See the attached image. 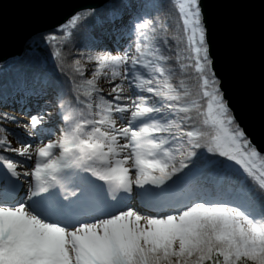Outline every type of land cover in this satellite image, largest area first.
I'll return each mask as SVG.
<instances>
[{"label":"snow or ice","instance_id":"1","mask_svg":"<svg viewBox=\"0 0 264 264\" xmlns=\"http://www.w3.org/2000/svg\"><path fill=\"white\" fill-rule=\"evenodd\" d=\"M176 4L195 95L172 83L168 41L147 35L144 20L134 25V54L99 55L91 78L75 85L87 114L62 115L60 139L13 147L0 138V264H264V154L220 87L201 0ZM105 68L108 93L99 86ZM46 115L23 127L45 125ZM25 161L33 166L21 171ZM21 177L32 178L24 197ZM186 183L195 187L173 202ZM136 197L169 211L142 215L128 203Z\"/></svg>","mask_w":264,"mask_h":264},{"label":"trees","instance_id":"2","mask_svg":"<svg viewBox=\"0 0 264 264\" xmlns=\"http://www.w3.org/2000/svg\"><path fill=\"white\" fill-rule=\"evenodd\" d=\"M78 13V20L70 19L63 24L66 27L61 25L34 36L27 42L21 56L0 63V105L12 106L30 97L36 105L43 98L52 97L57 105L62 99L63 106L57 107L58 119L62 123L59 134L62 136V131L68 126L62 121V115L69 112L76 116L87 114L75 99L78 96L84 99L75 91V85L91 78L90 74L98 66L96 57L99 55L118 54L126 50L134 54L135 46L140 42L134 25L144 20L150 21L145 29L147 35L154 36L158 43L168 41L165 54L173 57L168 65L172 83L180 87V82L185 81L184 86L195 95L197 82L194 72L181 67L190 61L183 59L187 53L184 51V33L176 0H111L101 8ZM153 27L155 32L152 31ZM52 36H55L54 40L50 39ZM178 56L180 59H177ZM78 67L85 69L83 77L77 71ZM110 71L104 69L99 77V86L101 79L106 76L104 73L109 72L110 75ZM2 113L5 112L0 109ZM192 115L199 126L201 118L196 113ZM5 129L4 122L0 121V138L9 134ZM45 131L53 134L56 130L52 126L45 128ZM2 154L17 161L23 160L8 152ZM194 187L191 183L180 185L175 194L183 200Z\"/></svg>","mask_w":264,"mask_h":264},{"label":"water","instance_id":"3","mask_svg":"<svg viewBox=\"0 0 264 264\" xmlns=\"http://www.w3.org/2000/svg\"><path fill=\"white\" fill-rule=\"evenodd\" d=\"M111 0H0V63L37 34ZM213 69L236 120L264 154V0H201Z\"/></svg>","mask_w":264,"mask_h":264},{"label":"rangeland","instance_id":"4","mask_svg":"<svg viewBox=\"0 0 264 264\" xmlns=\"http://www.w3.org/2000/svg\"><path fill=\"white\" fill-rule=\"evenodd\" d=\"M129 42L130 40L128 41V43ZM88 76H89V73H88ZM90 76H92V74H90ZM100 86L103 88L105 93H108L111 91V85L109 83L108 76H104V78L101 79ZM128 94L132 95L133 93L129 91ZM29 102L31 101L28 100L26 102V106L24 108H15L11 106L3 107L2 105H0V109L2 111L18 117V121L16 122L3 121L5 124V128L7 129L9 133L7 137L11 141L12 146L20 147L21 141H26L28 143H32L34 147H38V146L42 147L49 140H58L59 135H56V134H59L60 126L62 125V123L58 120V115L56 114L57 106H56L55 100L53 98H47L43 101V103L38 104L39 106L36 105L38 106L37 109L34 108L33 110L27 111L26 108L30 106L28 105ZM45 113H48V115L45 116V120H46L45 125L39 128H33L30 125L26 129L23 127V125L28 124V120L31 115L45 114ZM118 123H122V121L118 120ZM52 126L55 128L56 134L55 133L50 134L45 131V128H51ZM29 133H31V135H29ZM10 154L13 156H16L14 153H10ZM32 166H33V161H27V162L25 161L21 171L30 170ZM31 179H32L31 177H28V178L21 177V183L23 185V187L20 190L21 197H24L25 194L28 192V181ZM170 199L173 202L181 201V197L175 196V195L170 196ZM128 203H130L133 206V208L139 211L142 215H156L161 212L169 211L167 207L161 208L156 205H149V204L142 203L139 197H136L135 199L128 201ZM104 210L108 212L115 211L114 208L108 207L107 205L104 206Z\"/></svg>","mask_w":264,"mask_h":264}]
</instances>
